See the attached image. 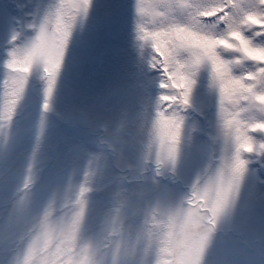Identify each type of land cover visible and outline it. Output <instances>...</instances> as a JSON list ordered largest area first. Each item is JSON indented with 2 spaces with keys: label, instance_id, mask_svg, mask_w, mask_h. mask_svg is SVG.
Instances as JSON below:
<instances>
[{
  "label": "snow or ice",
  "instance_id": "obj_1",
  "mask_svg": "<svg viewBox=\"0 0 264 264\" xmlns=\"http://www.w3.org/2000/svg\"><path fill=\"white\" fill-rule=\"evenodd\" d=\"M102 7L95 24L97 0H54L42 16L20 0L0 10L4 28L19 26L12 27L5 48L0 103V261L17 264L20 253L23 264H35L46 252L42 264H72L77 231L95 211L121 237L111 264H207L222 229L218 254L226 264H264L259 169L246 214L236 219L249 165L264 168V0H135L139 56L121 55L120 48L111 62L101 52L100 37L116 9L110 0ZM177 8L185 13L183 22L171 15ZM144 17L156 26L149 27ZM106 64L101 82L89 91L70 89L69 115L59 113L65 81H82L90 69ZM34 76L42 84V104L34 144L21 165L22 181L12 190V126ZM205 78L210 94L201 114L207 128L189 126L185 113ZM153 87L163 91L154 96ZM51 114L80 135L62 153L46 200L48 210L62 201L78 211L65 240L49 251L52 233L32 239L24 226L39 218L45 202L36 199L35 188ZM192 149L212 159L221 153L215 180L201 190L197 177L191 196L179 200L154 195L163 167L170 166L171 178L178 180ZM93 165L102 176L94 189L87 179ZM76 255L78 264H91L87 249Z\"/></svg>",
  "mask_w": 264,
  "mask_h": 264
},
{
  "label": "rangeland",
  "instance_id": "obj_2",
  "mask_svg": "<svg viewBox=\"0 0 264 264\" xmlns=\"http://www.w3.org/2000/svg\"><path fill=\"white\" fill-rule=\"evenodd\" d=\"M54 2V0H20V3L27 4L28 10L33 15L39 14L42 16L48 7ZM105 0H97V10L93 16V23L95 24L98 17L103 14V4ZM110 3L116 9L115 15L112 18V22L101 33L100 47L101 52L106 54L109 62L114 60L116 52L122 48L121 55H128L133 58H138L139 52L136 49L135 39V22L136 12L134 8V0H110ZM9 8V0H0V10H6ZM164 11V9H161ZM171 15L179 22H183L185 19V13L179 8L175 9ZM145 22H148L149 27H155L156 25L151 23V17H144ZM163 18H159L162 20ZM12 27L19 28L15 22L4 28L0 24V103L3 101L4 86L3 81L7 75V69L5 68V48L10 47L7 44L9 39V33ZM26 35L31 36L30 30L26 29ZM115 37V38H113ZM21 42L25 41V36L21 37ZM148 51H151L150 49ZM147 54V53H146ZM106 64L103 67H94L90 69L85 78L81 80H74L72 82L65 81V87L61 90V98L56 105L57 111L63 116L69 115L70 105V89H84L89 91L92 87L98 85L101 82V75L107 69ZM155 76H159V73H153ZM204 76H207L205 71ZM42 86L41 82L34 76L32 78L30 87L26 93L25 99L21 102V106L18 109L17 116L12 126V138L10 144L12 145L11 158L14 160L13 171L9 177L10 186L12 190H15L22 181L21 165L28 155H30L31 148L34 144L36 124L38 122L40 108L42 104V96L38 89ZM163 90L158 87H153V95L159 94ZM207 89V79L202 80V86L197 90L194 98V107L187 110L185 115L188 117L187 123L189 126L196 125L200 128H207V121L205 120L202 112H207L205 97L209 95ZM79 133L68 128L63 121L55 114L50 115V127L48 136L45 141L42 153L41 161L43 171L41 173V180L37 183L35 192L36 199L43 203L51 195L54 183L52 182V173L56 169L59 159L62 153L66 150V146L75 141L79 137ZM3 138L0 137V140ZM201 139L207 140L206 136H202ZM208 158V154H200L196 149L187 150L185 153L184 162L180 169V178L173 180L172 174L167 176L157 177L160 181V186L154 188V195H158L162 198L169 196L179 200L182 199L190 190L191 183L193 182L197 171L203 166L205 160ZM3 165V155L0 154V166ZM149 176L152 173H148ZM257 182V178L252 177L246 188L244 189L243 197L240 203V208L237 214V221L244 217L247 211V203L250 191H252L254 184ZM149 187H154L149 183ZM94 197L97 194H93ZM95 208V205H93ZM92 219L95 220V211L92 213ZM226 227V226H225ZM224 238L223 229L217 237V241L213 247L211 258H220L218 250L221 247L222 240Z\"/></svg>",
  "mask_w": 264,
  "mask_h": 264
},
{
  "label": "clouds",
  "instance_id": "obj_3",
  "mask_svg": "<svg viewBox=\"0 0 264 264\" xmlns=\"http://www.w3.org/2000/svg\"><path fill=\"white\" fill-rule=\"evenodd\" d=\"M148 24V22H145ZM221 153L217 151L216 158L212 159L210 156L205 160L203 166L197 171L193 182L191 183L190 190L184 197H190L192 191V184L195 182L196 178L199 177L198 187L202 190L206 185L209 184L210 180H215L217 176V170L222 165V161L219 158ZM251 160L255 161L256 157H250ZM135 163V160L132 161ZM151 167V165H149ZM259 169V178L264 180V168L261 167V164L258 162H253L249 165L248 180H246L245 187L247 186L248 181L256 176L255 170ZM93 175L87 177L89 182V187L96 188L101 182L102 176L101 173L95 172V165H93ZM164 176L171 174L170 166L165 165L163 167ZM151 173V172H149ZM261 188L264 189V185H261ZM244 189L241 193L240 200L237 203V212L240 208V203L243 197ZM51 199V197H49ZM47 201L41 207L39 218L34 219L33 221L25 224L24 231L29 233L32 239H35L37 236L45 230L52 233V251L56 246L60 245L66 238L68 234V229L71 225L72 217L78 211V208L73 205H68L67 207L63 206L62 201H58L51 210H48ZM188 205L185 204V207ZM45 215L47 216L46 222L44 221ZM121 239L118 235H113L109 230L106 229L104 225L103 218L92 219L90 215L79 227L76 234L75 241V252L73 256L75 259L72 261V264H78L80 257L76 253H80L81 250L87 249L91 258V264H111L112 254L116 248L117 242ZM214 247V245H213ZM211 251L207 259V264H226V262L221 259H212ZM47 255L46 252H42L39 255L38 260L35 264H42L43 258ZM65 261L68 260V257L64 258ZM0 264H3V261H0ZM17 264H23V255L17 253Z\"/></svg>",
  "mask_w": 264,
  "mask_h": 264
},
{
  "label": "flooded vegetation",
  "instance_id": "obj_4",
  "mask_svg": "<svg viewBox=\"0 0 264 264\" xmlns=\"http://www.w3.org/2000/svg\"><path fill=\"white\" fill-rule=\"evenodd\" d=\"M135 1V0H134Z\"/></svg>",
  "mask_w": 264,
  "mask_h": 264
}]
</instances>
